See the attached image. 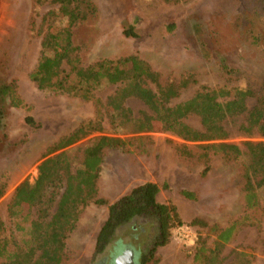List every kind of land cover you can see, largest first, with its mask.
Returning <instances> with one entry per match:
<instances>
[{
	"label": "rangeland",
	"instance_id": "1",
	"mask_svg": "<svg viewBox=\"0 0 264 264\" xmlns=\"http://www.w3.org/2000/svg\"><path fill=\"white\" fill-rule=\"evenodd\" d=\"M94 1L96 18L74 29L84 65L138 55L159 73L162 85L180 87L170 105L189 99L202 87L227 88L234 93L264 89V0ZM51 8L49 4L37 5L35 0H0V81H14L19 95L30 106V111L9 107L0 129V185L5 187L0 215L7 225H11L8 205L17 186L25 179L34 182L44 159L64 150L71 153L78 167L83 150L97 137L115 136L131 140V144L104 151L98 189L99 197L108 203L92 202L83 209L69 236L63 264H115L125 249L134 251L135 264H139L140 256L153 246L157 231V223L150 218L134 219L117 231L96 260L93 254L109 205L149 181L162 187L158 201L174 203L182 219L173 227L170 242L158 247L156 264H200L195 257L202 243L211 247L221 230L236 222L231 240L218 247L219 260L222 264H264V186L259 189L263 211L255 218L256 214L246 207L243 191L245 142L264 143V135H247L240 130L242 117L228 118L230 136L225 141L239 145L242 157L228 160L222 153L211 152L206 158L202 156V142L184 141L162 130L159 123L140 133L112 124L114 103L109 99L119 83L103 82L89 100L39 89L30 73L40 57L41 20ZM128 30L136 36L126 34ZM248 103L253 105L255 99L250 98ZM125 104L135 116L145 111L153 114L139 98L130 97ZM99 110L103 114L102 130L48 154L54 142L82 123L95 120ZM27 115H32L37 124H28ZM185 120L202 129L197 115ZM183 145L192 156L180 154L178 147ZM166 183L168 187L164 188ZM184 191L193 192L196 198L186 197ZM183 224L194 228V242L182 241L176 228Z\"/></svg>",
	"mask_w": 264,
	"mask_h": 264
},
{
	"label": "trees",
	"instance_id": "2",
	"mask_svg": "<svg viewBox=\"0 0 264 264\" xmlns=\"http://www.w3.org/2000/svg\"><path fill=\"white\" fill-rule=\"evenodd\" d=\"M35 3L52 5L41 20L40 57L30 73V78L39 89L89 100L103 82L119 83L116 94L109 99L110 103H114L110 114L112 124L132 127V132L140 133L151 130L154 123H159L162 130L184 141L202 142V156L206 158L211 152L222 153L228 160L242 157L243 150L239 145L225 141L230 136L226 124L228 118L242 117L240 130L247 135H264V89L234 93L227 88L202 87L189 99L170 105L180 87L176 84L162 85L159 73L138 55L83 64L80 47L74 41V29L96 18L98 7L94 0H35ZM126 34L136 36L129 30ZM151 84H155L158 90H154ZM130 97L141 99L153 114L145 111L135 116L125 104ZM250 98L255 99L251 106L248 103ZM9 107L30 111V106L19 95L16 83L1 80L0 129ZM190 115L200 118L202 129L186 122V117ZM26 122L37 124L32 115L26 116ZM103 128V114L99 110L95 120L82 123L69 135L54 142L47 152L56 153L90 132ZM130 141L115 136H99L83 150V159L78 167H75L71 153L64 150L44 159L38 167L35 181L25 179L17 186L8 205L11 225L8 226L0 215V264H63L69 236L83 209L92 202L97 205L108 203L105 198L99 197L98 189L104 151L124 148L131 144ZM178 150L180 154L192 156V151L185 145ZM245 155L244 200L249 212L256 214L255 218L263 211L259 189L264 186V143L246 141ZM208 170L209 165L204 174ZM163 187L167 188V183ZM161 188L156 182H145L109 205L108 217L97 235L93 260L106 251L120 228L143 217L154 220L157 231L153 246L140 256L139 264L157 263L155 255L158 247L170 242L173 227L182 222L174 203L158 201ZM4 191L5 187L0 185V197ZM183 194L196 198L190 191ZM237 224L221 230L218 241L211 247H206L203 242L197 250L196 261L200 264H222L218 247L231 240Z\"/></svg>",
	"mask_w": 264,
	"mask_h": 264
},
{
	"label": "built area",
	"instance_id": "3",
	"mask_svg": "<svg viewBox=\"0 0 264 264\" xmlns=\"http://www.w3.org/2000/svg\"><path fill=\"white\" fill-rule=\"evenodd\" d=\"M176 229L177 231H179L182 237L181 239L185 243L189 244L195 241L196 239L195 231H194V228L191 227L190 225L188 224L179 225Z\"/></svg>",
	"mask_w": 264,
	"mask_h": 264
},
{
	"label": "water",
	"instance_id": "4",
	"mask_svg": "<svg viewBox=\"0 0 264 264\" xmlns=\"http://www.w3.org/2000/svg\"><path fill=\"white\" fill-rule=\"evenodd\" d=\"M128 257L125 259V255H119L115 259L116 264H135V254L132 249H129L125 252Z\"/></svg>",
	"mask_w": 264,
	"mask_h": 264
},
{
	"label": "flooded vegetation",
	"instance_id": "5",
	"mask_svg": "<svg viewBox=\"0 0 264 264\" xmlns=\"http://www.w3.org/2000/svg\"><path fill=\"white\" fill-rule=\"evenodd\" d=\"M127 250H129V249H125V250H123L122 253H121V255H125V257H124L125 259L128 257V255L125 253ZM133 252H134V251H133ZM134 254H135V253H134Z\"/></svg>",
	"mask_w": 264,
	"mask_h": 264
},
{
	"label": "crops",
	"instance_id": "6",
	"mask_svg": "<svg viewBox=\"0 0 264 264\" xmlns=\"http://www.w3.org/2000/svg\"><path fill=\"white\" fill-rule=\"evenodd\" d=\"M98 235V234H97ZM96 239H97V236H96ZM96 244V243H95Z\"/></svg>",
	"mask_w": 264,
	"mask_h": 264
}]
</instances>
